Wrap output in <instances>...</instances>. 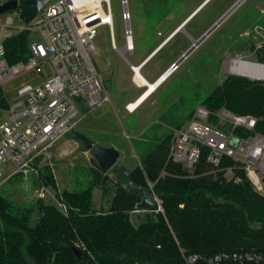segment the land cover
<instances>
[{"label": "trees", "instance_id": "trees-1", "mask_svg": "<svg viewBox=\"0 0 264 264\" xmlns=\"http://www.w3.org/2000/svg\"><path fill=\"white\" fill-rule=\"evenodd\" d=\"M28 40L27 30L5 40L11 63L26 58ZM203 105L251 114L257 119L256 130L264 134V81L229 74ZM6 106L0 87V107ZM171 143L169 133L142 161L162 210L149 211L137 225L129 211L141 197L119 183L109 211L95 208L92 187L64 191L70 207L67 215L43 199L26 204L0 193V264H187L183 253L264 251V194L255 189L242 164L225 157L219 167H213L204 148L195 170L189 172L182 164L168 161ZM229 166L233 176H227ZM134 174L128 172L132 182L148 186L142 173ZM41 175L56 189L49 168Z\"/></svg>", "mask_w": 264, "mask_h": 264}, {"label": "rangeland", "instance_id": "rangeland-1", "mask_svg": "<svg viewBox=\"0 0 264 264\" xmlns=\"http://www.w3.org/2000/svg\"><path fill=\"white\" fill-rule=\"evenodd\" d=\"M129 1L136 48L133 54L129 52L125 54L134 65H138L159 44L176 34L180 25L190 17L187 24L185 23L186 26L184 24L174 38L159 46L151 55V61L141 69L143 76L151 81L166 68H174L171 66L193 46L194 41L199 40L239 2L208 0L198 10L205 0ZM111 5L116 44L122 48L125 41L121 0H111ZM15 23L20 24L18 17H15ZM39 39L38 32H31L28 43ZM94 44L92 57L102 74L113 103L105 102L93 110L87 109L85 105H79L75 129L99 145L115 146L120 151L116 165L107 171L102 170L90 150L69 132L50 147L41 165V172L46 168L52 172L56 189L48 185L42 175L16 176L0 188L3 195L21 203L32 204L40 199L37 197V191L42 185H46L52 192L61 194L64 191H79L92 187L95 208L109 211L117 193V167L120 164L134 172V176L142 173L146 184L153 187V182L148 180L142 170L141 159L155 148L160 140L158 135L185 126L195 108L202 105L205 97L229 74L252 81H264L227 69L229 62L238 58L264 64V0H243L132 114L125 110V104L133 101L146 87L139 88L132 82L133 72L120 52L112 48L107 25L99 28ZM108 60L111 61L110 64ZM19 81L20 79H16L4 86L9 96L15 94L13 88ZM9 169L10 172L13 167L10 166ZM258 174L262 177V173ZM97 175L102 179L101 182L97 181ZM43 200L54 203L51 198L50 201ZM159 203L161 204L160 199ZM150 213L149 210L139 209L135 204L130 209L129 216L137 225ZM77 245L86 249L82 242L78 241Z\"/></svg>", "mask_w": 264, "mask_h": 264}, {"label": "built area", "instance_id": "built-area-1", "mask_svg": "<svg viewBox=\"0 0 264 264\" xmlns=\"http://www.w3.org/2000/svg\"><path fill=\"white\" fill-rule=\"evenodd\" d=\"M9 1L12 0H0V5ZM16 1V9L0 14V87L7 99V106L0 111V188L16 176L40 177L50 147L75 129L79 105L93 110L105 102L113 103L92 57L101 26L109 27L112 48L129 64L133 83L144 88L136 80L146 59L134 65L125 54H133L136 48L129 0H121L122 48L116 44L111 0H49L29 23L25 20L34 6L29 5L32 11L28 13L26 4ZM23 30L38 32L40 39L28 43L25 59L11 63L5 40ZM16 79L20 81L13 88L15 94L9 96L4 86ZM125 109L134 113L137 107H131L130 102ZM256 126L257 119L251 114L198 105L185 126L172 129L168 161L193 172L205 148L213 167H219L225 157L241 163L255 189L264 194V134ZM10 166L13 169L9 172ZM227 174L233 176L234 169L227 167ZM234 179L239 181L240 177ZM37 197L51 198L64 214L69 213L62 194L52 192L46 185L40 187ZM158 210H162L161 205ZM183 255L187 264H264V251Z\"/></svg>", "mask_w": 264, "mask_h": 264}, {"label": "water", "instance_id": "water-1", "mask_svg": "<svg viewBox=\"0 0 264 264\" xmlns=\"http://www.w3.org/2000/svg\"><path fill=\"white\" fill-rule=\"evenodd\" d=\"M49 0H22L21 2L26 5L34 6L33 11L30 13V15L26 18L25 22L29 23L40 11V9L48 2ZM243 0H239L219 21H217L199 40H195L193 43V46L188 49L181 58L176 61L173 64V67L176 68L180 62L185 59L189 53L204 39L206 38ZM18 6V2L16 0H12L9 2H6L3 5H0V14L12 11L16 9ZM186 21H184L178 31L181 29V27H184V24ZM166 42V41H165ZM163 42L162 44H164ZM161 44V45H162ZM169 74H167L165 77H167ZM164 77V76H163ZM72 133L83 142L85 147L90 150L93 157L97 160L100 168L102 170H109L113 166L116 165L117 160L120 157V151L116 149L115 147H108V146H102L97 144L95 141L84 135L83 133L77 131L76 129L72 130ZM235 142V141H233ZM117 173L119 177L118 183L122 185V187L132 193H135L141 197V201L137 204V207L141 210H158L160 208L159 204V198L155 194L154 189L151 185L149 186H143V185H137L134 182H132L129 178L128 171L125 168L124 165L120 164L117 167ZM76 252L78 253L79 250L76 249Z\"/></svg>", "mask_w": 264, "mask_h": 264}, {"label": "bare ground", "instance_id": "bare-ground-1", "mask_svg": "<svg viewBox=\"0 0 264 264\" xmlns=\"http://www.w3.org/2000/svg\"><path fill=\"white\" fill-rule=\"evenodd\" d=\"M207 1L208 0H205L203 2V4L198 8V10H200V8ZM198 10H196L197 13L199 12ZM192 15H194V14H192ZM189 19H190V17L188 18V20ZM188 20H186V22H188ZM181 28H183V26ZM174 36L175 35H173V37ZM167 39L165 41H167ZM157 48H159V46ZM227 69L230 72L246 75V76H249V77H252V78H262V77H264V65H261L259 63H255V62H251V61H246V60H243V59H234V60H232L231 62H229ZM174 71H175V68H169L167 71H165V73H163L154 82H149L143 76V74L141 72H138V78H137L136 81H138L142 86H145L146 89H145V91L142 93V95L139 98H137V99H135L134 101L131 102V107H137V109H138L158 89L159 85L161 83H163V81L166 78L165 76L167 74H170L171 72H174Z\"/></svg>", "mask_w": 264, "mask_h": 264}, {"label": "crops", "instance_id": "crops-1", "mask_svg": "<svg viewBox=\"0 0 264 264\" xmlns=\"http://www.w3.org/2000/svg\"><path fill=\"white\" fill-rule=\"evenodd\" d=\"M173 35H175V34H173ZM173 35H172L171 37H173ZM175 36H176V35H175ZM175 36H174V37H175ZM171 37H169L168 39H170ZM174 37H173V38H174ZM168 39H167V40H168ZM171 39H172V38H171ZM171 39H170V40H171ZM170 40H169V41H170ZM163 42H164V41H163ZM163 42H162V43H163ZM166 42H167V41H166ZM162 43H161V44H162ZM161 44H159L158 46H161ZM158 46H157V47H158ZM157 47H156L152 52H150V53L144 58V59H146V60H145V64H144V66L147 65V64L151 61L152 58H150V57H151L152 54H154V53L157 51V49H158ZM144 66H143V67H144ZM167 70H168V69L166 68V69H165L162 73H160V74H159V75H158L153 81H151V80H148V81H149V82H154V81H156V80H157V79H158L163 73H165V71H167ZM132 82H133V81H132ZM144 87H145V86H144ZM144 91H145V90H143V91H142V92H141V93H140L135 99L139 98V97L142 95V93H143ZM135 99H134V100H135ZM134 100H133V101H134ZM147 100H148V99H147ZM130 102H132V101H129V102H127V103H130ZM127 103H126V104H127ZM126 104H125V105H126ZM142 105H143V104H142ZM142 105H141V106H142ZM141 106H140V107H141ZM140 107H139V108H140ZM4 108H5V107H0V111H1V109H4ZM125 110H126V109H125ZM136 110H137V109H136ZM3 112H4V111H3ZM129 114H132V113H129ZM169 133H171V132H167V133L162 132V134L158 135V136H159V139H160L159 142H160V141H161L166 135H168ZM159 142H158V143H159ZM158 143H157V144H158ZM108 147H110V146H108ZM113 147H115V146H113ZM155 147H156V146H155ZM115 148H116V147H115ZM116 149H117V148H116ZM153 149H154V148H153ZM153 149H152V150H153ZM152 150H151V151H152ZM151 151H150V152H151ZM150 152H149V153H150ZM149 153H147V154L141 159V161L144 160L145 157H146ZM119 158H120V157H119ZM122 165H123V164H122ZM124 166H125V165H124ZM125 168L127 169L128 172L130 171L126 166H125Z\"/></svg>", "mask_w": 264, "mask_h": 264}, {"label": "flooded vegetation", "instance_id": "flooded-vegetation-1", "mask_svg": "<svg viewBox=\"0 0 264 264\" xmlns=\"http://www.w3.org/2000/svg\"><path fill=\"white\" fill-rule=\"evenodd\" d=\"M168 40H169V39H168ZM168 40H167V41H168ZM164 41H165V40H164ZM252 48H254V47L252 46Z\"/></svg>", "mask_w": 264, "mask_h": 264}]
</instances>
